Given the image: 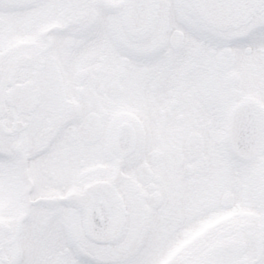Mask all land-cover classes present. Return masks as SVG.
I'll list each match as a JSON object with an SVG mask.
<instances>
[{
    "label": "snow or ice",
    "instance_id": "snow-or-ice-1",
    "mask_svg": "<svg viewBox=\"0 0 264 264\" xmlns=\"http://www.w3.org/2000/svg\"><path fill=\"white\" fill-rule=\"evenodd\" d=\"M0 264H264V0H0Z\"/></svg>",
    "mask_w": 264,
    "mask_h": 264
}]
</instances>
